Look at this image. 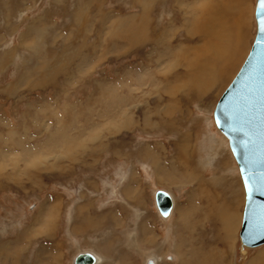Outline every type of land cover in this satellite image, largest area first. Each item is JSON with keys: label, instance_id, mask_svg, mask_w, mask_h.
<instances>
[{"label": "rangeland", "instance_id": "rangeland-1", "mask_svg": "<svg viewBox=\"0 0 264 264\" xmlns=\"http://www.w3.org/2000/svg\"><path fill=\"white\" fill-rule=\"evenodd\" d=\"M236 1L0 0V264L252 263L264 245L240 243L245 187L214 109L254 43L257 0L240 6L244 52L222 87L193 80L217 39L190 34ZM185 145L204 195L173 169ZM219 181L239 197L231 241L203 210Z\"/></svg>", "mask_w": 264, "mask_h": 264}, {"label": "water", "instance_id": "water-1", "mask_svg": "<svg viewBox=\"0 0 264 264\" xmlns=\"http://www.w3.org/2000/svg\"><path fill=\"white\" fill-rule=\"evenodd\" d=\"M258 5L259 0L254 12V43L214 109L215 125L228 140L245 187L240 243L252 249L264 245V32L260 30ZM155 201L163 215L170 214L172 198L166 191L158 190ZM94 263L88 252L79 254L74 262Z\"/></svg>", "mask_w": 264, "mask_h": 264}, {"label": "bare ground", "instance_id": "bare-ground-1", "mask_svg": "<svg viewBox=\"0 0 264 264\" xmlns=\"http://www.w3.org/2000/svg\"><path fill=\"white\" fill-rule=\"evenodd\" d=\"M143 1H145V0H143ZM243 2H244V0H237L236 1V5H237L238 9L233 11V13L229 10H228V12L219 11L218 8L220 6H218V8L214 10L213 17L215 18V20L221 21L224 23H209V24H206L204 27H201L200 24H195V25H192L190 28V34L194 33V32H196V33L200 32V35L204 34L205 36H207L209 38V40L210 39H217V42L216 41H210L211 45L209 47L202 48V51H201L202 53H205V52H208L209 54L211 53L212 57L211 58L209 57L210 60H206L203 63L200 62L199 65L202 63V65H204V66H202V68H200L198 71H196L193 74L194 75L193 80L198 81V83L202 85V86H199L202 89V91L206 90L207 88L210 89L211 86L222 87L224 84H226L228 82L232 73L236 70L237 66L240 63L241 56H242L241 54L244 52V51L242 52L241 47H242V43L244 40L243 30L245 29V23H246L245 17L243 15L244 10L242 7H240ZM233 14L235 15V17L232 16ZM228 18L229 19H231V18L235 19L236 18L235 19L236 22H234V21L230 22V20H228ZM222 135H223V133H222ZM184 140H187V139H184ZM226 140H227V138H226ZM228 146H229V144H228ZM186 148H187L186 145L182 146L180 148L181 157L184 156L186 158V155H185ZM231 151H232V149H231ZM189 159L190 158H186L188 165H189ZM235 162H236V160H235ZM219 187L222 188L221 189L222 199L220 197L221 195L220 196L218 195L220 197L221 201H220L218 207L216 206L217 209L213 210L214 208H212L209 210L207 208L208 211L206 210L205 212L207 213V218L210 216H214L215 213L219 216L220 223L222 224L223 230L225 232V236H224L225 238L224 239L227 241H231V239L234 235V232L240 226V215H239L238 210L236 209V207L238 206L237 203L239 201V197H238V194L236 196V191H234L232 189H231L232 191L229 190V192H226L223 189V187H225V185H222V182H220V181H219ZM225 188L227 189V187H225ZM167 193L172 198V207L173 208H172L170 214H168L167 216L163 215L160 212V214L164 218L169 217L175 209L173 197L169 192H167ZM203 195H204V193H203ZM218 196H215V198L218 199ZM231 197H233V199ZM203 199H205V204L211 205V203H212V205H214L213 201H215V200L212 201V198L210 200L209 198H207V196H204ZM241 201H242V199H241ZM155 203H156V201H155ZM206 213H204V216ZM216 221H217V219H216ZM242 221H243V219H242ZM217 252H218V250H217ZM88 253H90L92 256H94V258H95L94 264H99L101 262V258H99L97 255H95L94 253H91V252H88ZM227 256H228V254H227ZM156 261L157 260L154 259V257H153L152 259H148V264L149 263L157 264ZM225 261H226L225 256L217 255V256L211 258L212 264H215V263L226 264ZM74 262H75V260H74ZM251 264H264V248L260 249L258 251L257 256L254 257Z\"/></svg>", "mask_w": 264, "mask_h": 264}, {"label": "crops", "instance_id": "crops-1", "mask_svg": "<svg viewBox=\"0 0 264 264\" xmlns=\"http://www.w3.org/2000/svg\"><path fill=\"white\" fill-rule=\"evenodd\" d=\"M189 153V152H188ZM179 155H180V152H179ZM181 156V155H180ZM189 161H190V159H189ZM176 165V166H175ZM175 165H174V167H173V169L174 170H178V169H181V171H182V173L183 174H185V175H187V178H188V181L187 182H192V183H195V181L197 182V187L199 188V189H196V192L197 191H201V193H202V195H203V192L205 191V186H206V182H204V181H200L199 179H200V175H199V173H198V171L199 170H195L194 168H192L193 169V171H191L190 169H189V165H188V162H184L183 161V158H182V163H181V161H180V158H179V164H178V162L177 163H175ZM193 165V164H192ZM185 167H186V169H185ZM190 172V173H189ZM193 172V173H192ZM190 180V181H189ZM201 195V194H200ZM201 200H203V198H201ZM203 204H205V200H204V202L201 204V205H203ZM203 210H205L206 211V209L203 207ZM6 254V253H5ZM4 254V256L5 257H8V255L11 257V259H13L14 257H15V255H12L11 256V253L10 252H8V255L6 256ZM96 255V254H95ZM98 256V255H97ZM99 257V256H98ZM100 258V257H99Z\"/></svg>", "mask_w": 264, "mask_h": 264}, {"label": "snow or ice", "instance_id": "snow-or-ice-1", "mask_svg": "<svg viewBox=\"0 0 264 264\" xmlns=\"http://www.w3.org/2000/svg\"><path fill=\"white\" fill-rule=\"evenodd\" d=\"M258 12L260 15V30L264 32V0H259Z\"/></svg>", "mask_w": 264, "mask_h": 264}]
</instances>
